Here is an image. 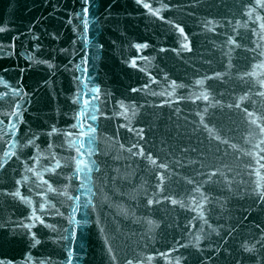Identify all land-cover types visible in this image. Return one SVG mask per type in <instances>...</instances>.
<instances>
[{"label":"water","instance_id":"1","mask_svg":"<svg viewBox=\"0 0 264 264\" xmlns=\"http://www.w3.org/2000/svg\"><path fill=\"white\" fill-rule=\"evenodd\" d=\"M0 264H264V0H0Z\"/></svg>","mask_w":264,"mask_h":264},{"label":"snow or ice","instance_id":"2","mask_svg":"<svg viewBox=\"0 0 264 264\" xmlns=\"http://www.w3.org/2000/svg\"><path fill=\"white\" fill-rule=\"evenodd\" d=\"M144 7H145V8H148V5L145 4ZM84 12H85V14L87 13V8L84 9ZM85 28H87V24H85ZM181 31H182V29H181ZM135 47L139 50V49L142 48V47H146V45H143V44H137ZM184 47H189V46H188V45H184ZM189 50H190V48H189ZM133 66H135V62H134V61H133ZM174 83H175V82H174ZM196 83H197V84H200L201 81H200V80H197ZM85 87H86V85H85ZM92 91H96V90L93 89ZM133 91H136V89H133ZM203 98H204L205 100H207V99H208V96H207V95H204ZM121 107H123V105H121ZM91 119H92L93 121L96 120V116H91ZM11 123H12V122H11V120H10V121H9V124L11 125ZM52 131L55 132L56 130L53 129ZM94 131H95V129H94L93 127H91V126L88 127V132L91 133V132H94ZM81 133H82V131L79 132L78 135L80 136ZM92 140H93V138L90 137V138H89V144L92 143ZM73 143H78V144H79V148H83V147H84V144H83L79 139L73 141ZM77 151H79V149H77ZM53 159H55V158L53 157ZM81 164H83V161H77V165H76V166H77L78 169L80 168ZM54 167H55V168H60V167H61L60 162H59V161H56ZM44 170H45V171H48L49 169H48V168H45ZM72 175L75 176L76 173L73 172ZM41 179H42L43 183H45V184L48 183L47 180H43V177H41ZM16 183H19V181H16ZM49 189L52 190L50 184H49ZM171 202H172L173 204L177 203L176 200H172ZM147 203L150 205V204L153 203V200L149 199V200L147 201ZM41 222H42V221H41Z\"/></svg>","mask_w":264,"mask_h":264}]
</instances>
